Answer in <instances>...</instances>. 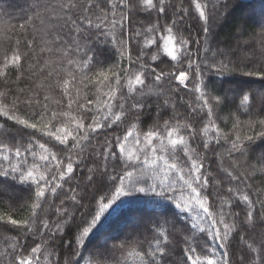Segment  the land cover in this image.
Returning <instances> with one entry per match:
<instances>
[{
	"label": "trees",
	"instance_id": "obj_1",
	"mask_svg": "<svg viewBox=\"0 0 264 264\" xmlns=\"http://www.w3.org/2000/svg\"><path fill=\"white\" fill-rule=\"evenodd\" d=\"M92 2L96 3L97 0ZM100 2L102 3L103 0ZM198 2L202 6L208 5L205 8V19L199 17L192 0H170L174 7L169 8L164 16L152 12L148 17V13L142 11L138 13L134 8L124 9L125 20L115 29L108 24L102 25L101 30L85 28L78 37L82 51L80 55L73 57L75 63L69 65L67 62H62L61 66V62L57 61L56 57H52L47 52L43 53V59L49 62L47 70H52L53 66L57 70L51 78L46 74L40 75L39 72L34 76H27L14 69L10 71L8 80L0 77V92L10 93L7 101H0V107L6 104L7 108H11L12 100L21 89L26 95H32L31 89L39 88L38 99L43 102L44 96H49L50 107L54 109L55 101L62 99L64 80L70 81L69 87L72 89L73 96L78 93L81 98L99 97L103 101L107 98L103 94L107 90L95 84V81L101 79L99 73L103 72L111 76L113 72L123 75L121 69H127L130 72L138 71L139 66L132 65L129 60V57L135 60L140 46L138 43L140 38L136 37V33L146 31L154 24L163 26L154 33V38L159 40L160 57L157 61H148L149 73L142 77L144 84L136 85L137 95L141 91L145 93L144 99L147 102L140 121L126 118L118 125H113V128L102 132L97 140L91 141L86 154H91L93 150L102 152L101 146L104 140L118 136L124 143L125 149L121 160L127 159L129 154L132 157L129 161L132 167L127 169L134 173L132 181L136 179L137 170L142 168L149 177V183L159 184L165 175L168 181L174 182L172 189L164 193L167 199H162L154 192L139 191L125 192L116 196L115 190L111 188L107 180L101 184L99 173L93 178L95 183L89 186L88 168L93 167L90 162L88 167L74 166V179L64 183V188L67 190L72 187L82 192L85 195V199L81 201L83 207L75 213V222L63 227L62 231L57 233L55 241H52L48 239L47 231L41 225L37 227L44 233L43 238L39 235L33 237L27 233V227L32 220V206L36 202L35 185L31 182L21 184L11 178L0 177V185L3 186L0 189V223L8 221L11 217L25 226L23 233L21 228L14 227L10 223L0 227V252L7 250L11 238L16 237L25 244L27 251L23 255L26 257L31 256L32 247L37 245L41 247V253L37 254L40 257L39 264H49L46 259L49 252L53 253L50 257L51 264H141L140 257L136 256L135 252L147 250L154 237L159 236L162 239L163 235H166L170 241L167 247L172 254L164 258L163 264H187L184 250L189 243L196 247V255L201 256L202 259H211L216 264L218 259H224L225 249L220 248L219 243L211 239L209 219L194 198L195 194L191 193L180 179L181 175L189 179L187 172L191 162L188 156L195 151L203 157V160L198 163H203L201 172L208 179L207 192L213 193L208 195L206 200L203 199L206 193L201 194V203H204L210 212L215 215L221 205V201L217 199V182L220 183L219 194L224 197L225 208L228 209L230 203L231 212L240 214L236 218L237 221L245 219L246 205L231 197L227 191L229 187H235L239 183L243 192L248 194L255 204L252 221L243 224L238 233L233 232L230 235L227 247L228 264H248L250 254L241 237L249 242L252 239L264 238V205L260 203L264 201V137L258 136V133L264 131V126L259 124V121L264 120V0H211V3L209 0H198ZM36 3L37 0H0V61L3 60L4 53L11 55L9 50L15 49L17 42L21 50H25L23 47L25 41H31L34 45L39 43L43 47L37 31L39 20L35 17ZM181 7L189 10V14L183 18L181 32L189 41L192 61V68L188 71V80L185 85H180L178 80L169 81L162 78L157 81L155 79V75L159 74L161 69H164L166 73L175 71L174 68L169 67V62L173 65L176 62L171 61V57L164 53V41L159 38L167 35L164 29L171 26V21L177 18L173 16V12ZM93 11L99 15L98 8ZM120 15L121 13L118 12L117 20ZM177 15H179L178 12ZM108 17L112 18L111 12H108ZM92 19L96 21V16L94 15ZM205 28L208 29L207 32L204 31ZM67 31L66 28L65 32ZM175 33L174 28L173 35ZM120 40L125 43L124 49H121ZM121 51H124L123 56ZM84 52H87L89 57H93V60L89 68L81 69L80 61ZM36 53H39V48L36 49ZM36 53H33L34 58ZM159 60H164V63H159ZM221 63L225 67L217 71L216 66ZM31 64V60L25 64V72L29 71L28 65ZM197 66H199V77ZM152 69L155 70L154 73ZM187 69L188 64L185 62L184 70ZM73 76L76 78L74 84L71 83ZM85 76L88 78L85 81L87 86L81 83ZM201 80L203 84H200ZM49 84L54 86L53 90H49ZM197 84H200L202 90L211 91L213 95L219 94L222 97L227 95L229 98V102L225 103L213 117L217 128L220 129V136H226L227 142L221 139L220 144L217 145L213 141L208 149L203 148L204 141L208 139L203 135V128L208 124V120L193 121L188 115L190 111L188 104L194 102L195 96L199 95L194 92ZM205 85L207 88L204 87ZM241 90L243 94L249 96V101L244 105H240ZM24 98V96L20 97L21 100ZM154 100L156 103H153ZM97 106L102 107V105ZM61 110L67 113L62 123L71 127V117L77 115L75 105L73 110H69L65 100ZM174 113L180 117L181 126L191 125L199 134L195 141L189 140L188 154L185 155L178 149L176 152L178 160L173 159L170 155L171 145L163 129H161V135L153 138V148L147 154L145 134L153 131L155 124L159 123L163 126L164 121H170ZM16 114L28 119L24 110ZM158 114L159 121H157ZM96 118L99 119L100 116L97 115ZM47 122L48 118L39 126L43 128V124ZM172 124L175 126V121H172ZM0 126H2L0 139L10 146L16 141L26 142L29 136H34L40 142H46L49 151L57 155L64 148L56 141L42 137L39 131L25 128L14 120H8L7 117L0 116ZM178 131L180 134H185L183 127ZM129 133H131L130 136H128ZM209 135L214 136L216 133L212 132ZM125 136H128L126 141L123 139ZM237 136L241 138L242 152L231 150V142L236 140ZM247 136H252L253 140L245 139ZM185 138L188 139L186 135ZM153 149L156 151L154 152ZM113 150L118 152L115 144H113ZM36 152L35 161L28 156V167H31L33 163L39 164L41 167L35 172L38 176L44 170L45 162L39 160L41 150L36 148ZM150 153L155 154L153 155L155 158L150 157ZM43 154L47 155V153ZM161 156H164L169 164L177 163V170L166 169L164 175L158 173V169L155 168L157 163L152 164V161H158ZM55 163L52 161L51 165ZM96 163L103 165L104 161L100 158ZM115 163L116 172L120 173L123 164L121 161ZM112 166L113 162L110 161L109 172L112 171ZM224 170L239 176L240 181L228 180L227 172ZM57 182H60L58 178ZM124 183L127 187L130 182L125 180ZM159 191L161 189L157 188V192ZM109 192L111 195L107 199H100ZM93 193H95V199H93ZM47 198L54 202L53 211L47 216H42V219L47 220L51 225L59 219L54 209L60 206L63 194L61 193L59 198L51 195ZM103 204H108L109 207L102 209ZM176 204H180L181 208L178 209ZM64 206L72 210L69 203ZM36 211L39 213V210ZM93 215H98L99 219L89 234L78 244L76 238L80 236L83 227L88 226L84 221L91 222ZM193 224H196L195 228L192 227ZM218 227L222 226L218 225ZM201 229L204 231L202 232ZM213 248H215V255L212 252ZM130 252L133 254L129 255ZM0 264H9V261L7 258H0Z\"/></svg>",
	"mask_w": 264,
	"mask_h": 264
},
{
	"label": "snow or ice",
	"instance_id": "obj_2",
	"mask_svg": "<svg viewBox=\"0 0 264 264\" xmlns=\"http://www.w3.org/2000/svg\"><path fill=\"white\" fill-rule=\"evenodd\" d=\"M209 3H211V0H209ZM192 4L195 5V11L199 14V17L205 19V8L208 5L205 4L202 6L198 0H192ZM130 7L134 8L138 13L141 11L148 13V17H150L152 12L164 16L167 14L168 9L174 6L170 3V0H103L102 3L100 0H97L96 3H93L92 0H37L35 17L39 20L37 31L40 34L43 47L39 43L34 45L31 41H25L23 45L25 50H21L20 44L17 42V47L9 50L11 55L7 52L4 53L3 60L0 61V77L8 80L10 71L14 69L27 76H34L39 72L40 75L46 74L47 77L51 78L57 70L54 66L52 70H47L49 68V62L43 59V53L47 52L52 57H56V60L61 62V66L62 62H67L69 65L75 63L76 61H74L73 57L80 55L82 51L78 37L85 31V28L101 30L102 25L108 24L115 29L118 24L122 25L125 20L123 10L129 9ZM213 7H215L214 4ZM97 8L99 9V15L93 11V9ZM108 12L112 14L111 19L108 17ZM118 12L121 13L119 20L116 18ZM177 12L179 15H177ZM188 14L189 10L182 7L176 12H173V16L177 18L171 21V26L164 29L167 35L159 38L164 41V53L168 57H171V61H175L176 63L173 65L169 62V67L174 68L175 71L166 73L164 69H161L160 73L155 75L157 81L166 78L169 81L178 80L180 85H185L188 80V71L192 68L191 54L189 51V41L183 37L181 32L183 18ZM94 15L96 16V21L92 19ZM159 27L163 26L154 24L146 31L136 33V37L140 38L138 41L140 46L135 60H131V57H129V60L132 65L139 66L138 71L130 72L127 69H121V72L124 73L123 75L113 72L111 76L105 75L103 72L99 73L101 79L95 81V84L107 90L103 93L107 97L105 100L101 101L99 97L93 99L84 96L81 98L78 93L76 96H73L72 89L69 87L70 81L64 80L62 99L55 101L54 109L50 107L49 96H44L43 102L38 99L40 95L39 88L31 89L32 95H26L23 89H21L16 94V98L12 100L11 108H7L6 104L0 107V116L7 117L8 120H14L17 124L25 128L39 131L42 137H47L48 140L56 141L59 145L64 146L60 150V154L57 155V153L49 151L46 142H40L34 136H29L26 142L16 141L11 146L5 143L3 139H0V177L6 179L11 178L13 181L21 184L31 182L35 185L36 202L32 206L31 224L27 227V233H30L33 237L39 235L43 238L44 233L39 231L37 227V225H41L47 231L48 239L55 241L57 233L62 231L63 227L75 222V213L83 207L81 201L85 199V195L82 192H78L76 188L69 187L66 190L64 183L71 182L74 179L73 173L75 167H79L80 165L88 167V162L93 165V167L88 168L89 186L95 183L93 178L99 173L101 184L107 180L111 188L115 190L116 196H120L125 192L139 191L154 192L162 199L168 198L165 197L164 193L172 189L174 182L168 181L167 175L160 180L159 184L155 182L149 183L147 173L141 168L137 170L135 181H132L134 173L127 170L129 167H132L129 164L132 157L129 154L127 159L121 160L124 156L125 149L120 137L116 136L112 139L106 138L101 146L103 148L102 152L93 150L91 154H86V150L91 144V141L97 140L102 132L113 128V125H118L119 122H123L126 118H134L140 121L144 109L147 107V102L144 99L145 93L141 91L137 95L138 89L136 85L144 84L142 77L146 73H149L148 61H157L160 57L159 40L154 38V33ZM66 28L68 29L67 32H65ZM174 28L176 29L175 35H173ZM204 31L207 32L208 29L205 28ZM113 39L115 42V37ZM119 43L121 49H124V41L120 40ZM37 48H39V53H36ZM33 53H36V58L33 57ZM121 55H124V51H121ZM29 60L32 61V64L28 65L29 71L25 72V64ZM92 60L93 57H89L87 52H84L80 61L81 69L89 68ZM185 62L188 64L187 70H184ZM159 63H164V60H159ZM223 67L225 65L221 63L216 66V70L219 71ZM151 71L154 73L155 70L152 69ZM197 76L199 77V66H197ZM37 78L39 77L37 76ZM75 79V76H73L71 83L74 84ZM87 79L85 76V79L81 80V83L85 84ZM88 82L92 83L91 81ZM203 83V80H201L200 84ZM200 84H197L194 88V92L199 93V95L195 96L194 102L188 104L190 110L188 115L193 121L208 120V124L203 128V135L208 137L203 143V148L208 149L213 141L217 145L220 144L221 139L227 142L228 138L226 136H220V129L217 128L213 117L225 103L229 102V98L227 95L222 97L219 94L213 95L211 91H204ZM204 87L207 88V85ZM48 88L49 90H53L54 86L49 84ZM9 95L10 93L7 91L0 92V101H7ZM240 95V105L246 104L249 101V96L243 94L242 90ZM21 96L25 98L21 100ZM65 100L68 109L73 110V105H75V111L77 112L76 116L71 117V127L65 126L62 123L63 117L67 115V113L61 110ZM97 105H102V107H98ZM21 110L26 112L28 119H24L16 114ZM97 115L100 116L99 119L96 118ZM46 118H48V122L44 123L43 128H41L39 125ZM159 118L160 116L158 114L157 121H159ZM172 121H175V126H173ZM179 121L180 117L174 113L170 121H164L163 126L159 123L155 124L154 130L145 134L146 141L151 144L153 138L162 134L161 129L165 130L172 149L170 155L173 159L177 160V150L179 149L187 155L189 140L195 141L199 135L191 125L185 124L181 126ZM259 124L264 126V120L259 121ZM181 127H183L185 134H180L178 131ZM212 132H215L216 135L210 136L209 133ZM130 135L131 133L128 134V136ZM185 135L188 139L185 138ZM128 136H125L123 139L126 141ZM174 136L176 138H173ZM258 136L264 137V131L258 133ZM245 139L252 141L253 137L247 136ZM240 140L241 138L237 136L236 140L231 142V150L237 152L243 151V145L240 143ZM70 142L71 147H69ZM137 143H139V139H137ZM113 144H115L118 152L113 150ZM36 148L41 150L39 160L45 162L44 170L38 176L35 175V172L40 169L41 166L39 164L33 163L31 167H28V156H31L34 161L37 158ZM76 149L79 150L76 151ZM153 151L155 152L156 150L153 149ZM43 153H47V155ZM74 156L75 159H73ZM100 158L104 161L103 165L96 163ZM160 159L163 160L168 170H177V163L169 164L168 160L163 156ZM188 159L191 162L187 172L189 179H185L184 175H181L180 179L191 190V193L195 194L194 198L209 219V234L211 239L214 242H218L220 248L225 249L223 252L224 259H218L216 264H228L226 257L228 255L227 247L229 237L233 232L238 233V230L242 228L243 224L252 221L255 204L249 195L243 192L239 183L235 187H229L227 191L231 194V197L246 205L245 219L243 221H237L236 218L240 214L231 212L230 203L228 209L225 208L223 202L224 197L219 194L221 191L220 183L217 182V199L221 201V205L214 215L209 211L208 207L204 206V203H201L202 193H206L203 196L204 200L207 199L208 195H213V193L207 192L209 183L206 176L201 172L203 163H198V161L203 160V157L193 151L188 156ZM52 161L56 163L51 165ZM110 161L113 162L111 172L108 171ZM117 161H121L123 164L120 173L116 172L117 165L115 162ZM152 163L156 164V161L153 160ZM224 171L227 172L228 180L240 181L239 176L233 175L231 171ZM57 178L60 182H57ZM125 180L130 182L127 187L124 183ZM2 187L0 185V189ZM157 188H160L161 191L157 192ZM61 193L63 194V199L60 200V206L54 209V213L59 219L50 225L47 220L42 219V216H47L53 211L54 202L49 201L47 197L51 195L54 198H59ZM109 195H111V192L105 193L100 199H107ZM92 196L95 199V193ZM66 203L71 205V211L68 207L64 206ZM260 203L264 205V201H260ZM108 207V204L102 205V209ZM176 207L179 209L181 205L176 204ZM36 210H39V213ZM98 219V215H93L91 222L84 221L88 226L83 227L80 236L76 238L78 244L89 234ZM8 223L14 227L21 228L23 233L25 226L19 224L16 219H12L11 217H9L8 221L0 223V227H4ZM218 225L222 227H218ZM192 227L195 228L196 224H193ZM201 231L203 232L204 229H201ZM241 239L250 254L248 264H264V238L259 240L252 239L250 242L243 237ZM169 244L168 236L163 235L162 239L157 236L149 243L147 250L137 251L135 255L140 257L141 264H163L164 258L172 254L170 248L167 247ZM25 251H27L25 244L20 239L12 237L8 243V249L0 252V258H7L9 264H34V261H36V264H39L40 257L37 255L41 253V247L39 245L31 248L30 257L23 255ZM196 252V247L189 243V246L184 250V257H186L187 264H214L213 260L202 259L201 256L196 255ZM212 252L215 255V248L212 249ZM132 254L131 252L129 253V255ZM52 255L53 253L49 252L46 257L49 264H51L50 257Z\"/></svg>",
	"mask_w": 264,
	"mask_h": 264
},
{
	"label": "rangeland",
	"instance_id": "obj_3",
	"mask_svg": "<svg viewBox=\"0 0 264 264\" xmlns=\"http://www.w3.org/2000/svg\"><path fill=\"white\" fill-rule=\"evenodd\" d=\"M153 103H156V100H154L153 101ZM153 148V142H151V144H149L148 142H146V152H147V154L150 152V150ZM164 154V153H163ZM153 155H155V154H151L150 153V157L152 156V158H155ZM164 157V156H163ZM166 159V158H165ZM156 166H155V168L156 169H158L157 171H158V173H160L161 175H164V173H165V170L167 169V167H166V165L164 164V162H163V160H161L160 159V157H159V159H158V161H156ZM153 164V163H152Z\"/></svg>",
	"mask_w": 264,
	"mask_h": 264
}]
</instances>
